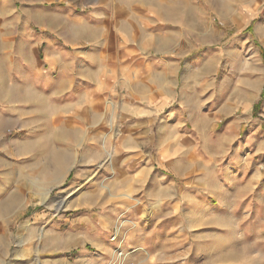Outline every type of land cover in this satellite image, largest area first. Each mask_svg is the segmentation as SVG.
Here are the masks:
<instances>
[{"label":"rangeland","instance_id":"1","mask_svg":"<svg viewBox=\"0 0 264 264\" xmlns=\"http://www.w3.org/2000/svg\"><path fill=\"white\" fill-rule=\"evenodd\" d=\"M130 1L137 12L128 15L122 5V14L99 17L106 31L95 36L86 25L66 21L91 19L94 0H0V57L5 51L8 57L43 62L46 49L32 47L30 34L40 37L53 29L66 40L79 37L65 48L74 57L95 53L111 59L129 45L138 58L157 59L158 66L168 61L167 82L157 72L147 80L157 82L152 104L165 93L163 118L181 104L196 105L195 99H184L194 80L217 86L211 92L202 89L196 130L202 148L219 155L224 166L226 157L232 159L231 146L264 121L258 115L264 108V84L257 96L238 88L218 94L219 84L230 85V79L251 89L257 76L263 74L264 81V0ZM50 7H72L75 13L50 15L44 11ZM161 7L169 8L168 16L152 14ZM16 12L24 13L23 22L12 16ZM20 40L24 46L19 49ZM101 40L104 47L98 46ZM247 74L250 79L242 81ZM74 79L73 108L54 109V98L45 95L37 101L38 125L0 115V264H36L38 259L41 264H264V193L246 199L244 187L238 186L235 193L219 194L216 207L207 205L208 198L199 206L184 191L194 187L193 178L197 182L198 171L206 166L197 158L190 159L197 171L186 181L175 180L169 190L147 191L148 184L139 185L130 174L144 161L141 155L155 156L160 147L187 151L188 144L163 136L160 145V120L149 132L130 122L122 102L147 103L144 97L127 89L117 90L119 100L89 92L82 96L75 72ZM11 96L0 95V103L11 106ZM32 98H25V106L36 102ZM230 126L236 127L235 137L225 150L222 134ZM263 158L264 146L248 156L254 168L249 175L258 171L250 180L264 182ZM189 167L187 163L184 170ZM63 199L65 207L58 209ZM231 207L236 218L230 216Z\"/></svg>","mask_w":264,"mask_h":264},{"label":"crops","instance_id":"2","mask_svg":"<svg viewBox=\"0 0 264 264\" xmlns=\"http://www.w3.org/2000/svg\"><path fill=\"white\" fill-rule=\"evenodd\" d=\"M128 1L130 0H94L92 4L93 8L89 11L91 19L78 20L66 18V21H69L74 27L86 25L96 36V34L98 35V33L106 31L105 28L107 26L104 22L99 23V17H115L122 14V5H124L126 10L124 12L128 15L137 12L134 6L131 7V1ZM154 10L155 11L152 13L154 15L155 13L162 16H168L169 14V8L166 7H161L160 11L155 8ZM171 10H174V8H171ZM44 11L50 15L60 13L65 16L74 15L75 13L72 7L64 9L50 7ZM11 14L13 17H16L17 22L19 16L22 20L21 22L24 21V13L19 14L16 12ZM20 27H24L23 23ZM30 35L34 36V40H29L32 47L39 48L44 45L46 49V58L43 62L40 60L37 61L35 58L26 60L23 55L8 57L7 52L1 51L0 95H12V105H8L9 107H7L5 103H0V115H5V117H9L20 123L31 122V124L37 123L38 125L42 120V116L37 101H40V96L45 95L54 98L52 99V103L55 105L54 109L73 108L74 105H76L75 103L73 105V99H75L73 96L76 95V92L74 93L72 91L76 82V79H74L75 72V76L79 78L77 89L82 96H87L89 92L88 94L91 93L96 96L109 95L114 98L119 95L117 90L122 91L127 89L129 91L127 93H130V95L134 97H144L145 101H147L146 103L134 99L128 100V102H122V111L131 118L130 122H133V125L136 124V126L138 125L140 127L144 126L146 131L149 132L155 122L160 120L162 126H164L160 132V145L165 142L162 138L163 136H170V142H175L177 140L178 142L188 144L189 148L187 151L185 150L186 152H173L160 147L155 156L148 153L141 155L144 161L130 174L133 175L135 181H139V185H143L144 183L146 185L148 184L147 191L169 190V188H173V184L176 182L175 180L179 183L186 181V175L190 176L192 174L191 172L194 169L196 170L195 164H193L190 159L197 158L198 163H201V160H203V165L206 166L198 171L199 174L196 175L197 182H195V178H193L194 184H192V187H194L184 188V191L186 192L187 190L193 195L198 201L199 206L204 205L205 202H207L206 198H208L209 204L207 205L211 208L216 207L217 203L214 201H217L219 194L225 195L226 193H235L238 186L244 187L243 192H247L245 194L246 199H250L252 193L255 192L257 193V197H262L264 193V182L259 183L254 179L250 180V176L256 175L258 171L255 169L254 172H251L249 175V171L253 167L249 166L250 161H248L247 158L257 152L259 153L263 149V120L256 123V126L249 132V136L246 135L242 140L236 141V143L231 146L234 158L233 155L232 159L226 157L227 160L224 166L219 164V161H221L219 155L215 154L213 151H206L200 144L201 137L196 129L203 109L201 107L202 89L210 88L207 92L217 89V86L213 83H202L200 79L194 80L191 84V89L184 92V99H195L197 101L196 105L193 104L190 109L185 108L188 107L185 106V104H181L179 108L171 111L162 118L161 111H163L166 106V98H164L166 95L165 93L162 95L160 94L161 102L152 104V98L158 93L157 82H153V80L147 82V80L153 76L154 72H157L156 74L163 76L165 82H167L168 78L166 72L168 68L165 67V65L169 64L168 61H161L163 62L162 65L158 66L157 59L138 58L135 56L134 47L129 45H124L123 50L117 52L115 57L111 59L101 58L100 56H96L95 53L88 54L84 57H74L73 55L67 54L65 48L76 45V42L79 41L78 36H67L68 39L66 40L53 29H49L45 32L44 36L35 37L33 34ZM23 42V40H20L21 47H18L19 49L24 46ZM98 46L104 47L103 40H101ZM118 46L121 45L119 44ZM194 67L193 65L192 68ZM246 70L248 72V69ZM262 75L263 74L256 77L257 81L256 79H254L255 81L253 80L255 86L252 89L246 85L244 88L238 87V82L236 83L234 79H230V85L227 83L219 84L218 94L224 95L227 94L226 92L231 88H238L247 96L249 93L257 96L261 88L260 86L264 84L263 79L260 78ZM143 79L145 80L144 84L139 85L140 82H143ZM157 79L160 78H156V80ZM243 79L248 80L250 76L248 74L244 75L242 76V81H245ZM161 88L163 91V82H161ZM27 96H32L34 98L32 99L36 102L32 103L31 106H25V98ZM56 96L60 97L58 103L57 100L55 101V99H58ZM116 98L119 100V97ZM30 99L31 98L27 99L28 103ZM84 102L88 103V100L84 98ZM252 107L253 102L250 106L247 105V110H250ZM190 110L191 115H188V111ZM186 112L188 115L187 117H190L188 121L185 120ZM258 115L264 118V108ZM235 128V126H230L229 129L222 134L224 136L225 150L230 147L232 139L235 137ZM178 161L181 162L178 163ZM259 162L264 163V158L259 160ZM187 163L190 164V167L184 170V165ZM195 170L194 172L197 171ZM152 175L154 179H152ZM169 177L172 181L169 180ZM190 178L191 177L188 179ZM154 180L155 183L153 182ZM160 202H162L160 206H165L166 203L164 200H160ZM247 214H251V211L247 212ZM236 215V212H234L231 207L230 216L236 218ZM84 239L86 240L87 238L84 237Z\"/></svg>","mask_w":264,"mask_h":264},{"label":"bare ground","instance_id":"3","mask_svg":"<svg viewBox=\"0 0 264 264\" xmlns=\"http://www.w3.org/2000/svg\"><path fill=\"white\" fill-rule=\"evenodd\" d=\"M116 123V122H115ZM116 129V128H115ZM111 158V156H109ZM113 160V159H112ZM114 161V160H113ZM113 163V162H112ZM58 209H62L65 207V200H61L58 204H57ZM36 264H41L40 260L38 259Z\"/></svg>","mask_w":264,"mask_h":264}]
</instances>
